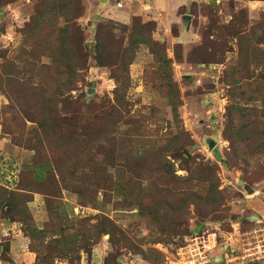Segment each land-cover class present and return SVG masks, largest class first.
<instances>
[{
  "label": "rangeland",
  "instance_id": "374dc122",
  "mask_svg": "<svg viewBox=\"0 0 264 264\" xmlns=\"http://www.w3.org/2000/svg\"><path fill=\"white\" fill-rule=\"evenodd\" d=\"M42 1L0 0V66L4 62L2 56L5 52H8V57L13 56L20 48L23 39L20 31L30 22L35 7ZM81 1L84 14L77 22L85 33L91 51L95 46V25L98 23L109 25L112 22L114 28L111 33L119 43L122 44L123 40L124 46L130 47L129 32H123L122 26L125 25L123 21L130 18L128 30L132 29L133 23H151L154 40L165 46L166 54L172 60L173 81L180 94L178 122L172 111L173 101L166 97L161 88L156 59L147 47L141 46L135 49V60L130 67L128 100L134 122L120 129L122 133L129 134L130 139L118 140L117 144L125 147L130 145L129 140H133L142 150L146 144L164 146L169 145L170 139L177 138L198 164L207 163L215 170L223 200L220 210L215 213L218 221H215L214 214L202 220L197 215L201 206H190L188 212L178 216L180 231L185 234L189 230L191 234H172L169 243L164 244L158 242L161 236L151 219L158 216L157 212L151 213L148 209L142 212L130 202L112 197L113 171L108 172L102 167L101 158L97 159L98 166L79 169L77 174L58 171L56 178L62 192L60 196L51 198L50 204L42 193L44 189H34L33 193L27 195V199L31 200L28 209L38 230H43L49 223H56L58 233L72 237L88 224H98L100 217H106L121 233L106 234L93 246L82 249L80 254L73 252L67 257L55 258L54 264H151L139 254L149 248L163 255V264H172L178 260L179 248L196 235H213L211 238L216 239V245L211 255L224 259L218 264H227L228 260L236 257H246L248 249L264 244V155H259L257 165L256 161H252L254 169L245 166L242 157L237 156L239 154L234 150L239 140L234 138L236 130L229 125L227 116L228 109L237 104L244 110L257 112V121L261 125L264 123V111L263 104L251 102L252 97L243 95L240 86L233 95L231 86L226 83L227 71L233 69V64L239 58L237 39L230 34L228 26L247 21V29H256L262 25L264 2L174 0L169 9V0H155L152 6L149 4L152 0ZM162 4L164 7H161ZM256 33L263 34L262 31ZM262 74L264 64L259 67L258 64L251 65L249 76L255 80L254 83L260 80ZM115 88L110 70L98 67L90 58L84 80L71 93L75 100L83 97V102L88 106L82 109L81 126L90 117L102 116L105 109L101 108L108 103L114 106ZM8 104V99L0 94V184L6 185L9 190H16L19 181L24 186H30V177L21 173L48 159H41L38 154L16 146L11 134L2 129L3 111L9 107ZM234 118L236 125L242 127V116L238 114ZM34 127L27 123V133ZM245 132L242 140L250 135V130ZM211 142L216 144L213 149H210ZM48 154L51 155V152L48 151ZM188 161H172L175 162L177 176L190 175L181 168V164L187 166ZM189 163L192 164L191 161ZM257 171L261 174L258 177L253 175ZM198 190L204 192V189ZM56 207L60 220L53 214ZM25 229V224L19 220L14 222L0 217V264H49L44 254H41L40 260L32 252L33 247ZM49 241L50 238H47L46 242ZM253 258L229 264H264V258L252 263L249 260Z\"/></svg>",
  "mask_w": 264,
  "mask_h": 264
},
{
  "label": "trees",
  "instance_id": "16d2710c",
  "mask_svg": "<svg viewBox=\"0 0 264 264\" xmlns=\"http://www.w3.org/2000/svg\"><path fill=\"white\" fill-rule=\"evenodd\" d=\"M83 14L81 0H43L35 7L30 22L20 31L23 37L20 48L13 56L8 57V52H5L0 66V94L9 101V107L3 111L2 129L11 134L16 146L38 154L41 159H48L21 173L30 177V186H24L19 181L16 190H9L6 185L0 184V217L23 222L32 252L40 260L41 254H44L49 264H54L55 258L60 256L67 257L73 252L80 254L82 249L93 246L106 234L121 233L106 217H100L98 224H88L72 237L58 233L56 223H49L43 230H38L28 209L31 200L27 199V195L34 189H44L42 193L50 204V199L62 192L56 178L58 171L77 174L79 169L98 166L97 159L101 158L102 167L108 172L113 171L112 197L130 202L142 212L145 209L157 212L158 216L151 219L161 236L158 242L164 244L169 243L172 234H191L189 230L185 234L180 231L178 216L188 212L190 206H201L197 215L202 220L214 214L215 221H218L215 213L220 210L223 200L215 170L207 163L198 164L177 138L170 139L169 145L164 146L146 144L142 150L133 140H129V146L117 144L118 140L130 139L129 134L122 133L120 129L134 122L128 100L130 67L135 60V49L141 46L147 47L156 59L161 88L173 101L172 111L178 122L180 94L173 81L172 60L168 58L165 46L154 40L151 23H133L131 30H128V25H122L123 32H129L130 47H125L123 40L122 44L119 43L111 33L114 28L112 22L109 25L98 23L95 25V46L91 51L77 22ZM262 19V25L256 27L257 31L247 29V21L228 26L230 34L237 39L239 58L233 69L227 71L226 83L231 86L233 95L240 86L243 95L252 97L251 102L263 104L264 111V74L255 83L249 76L251 65L258 64L259 67L264 64V14ZM259 31L263 34L258 35L256 32ZM90 58L98 67L110 70L111 79L116 84L114 106L108 103L101 108L105 109L102 116L90 117L81 126L82 109L88 106L83 97L75 100L71 93L84 80ZM238 114L244 122L240 128L234 118ZM256 114L233 104L227 116L229 125L236 130L234 138L239 140L234 149L239 154L236 155L242 157L247 168L253 169L252 161H256L257 165L259 155H264V123L259 124ZM27 123L35 126L28 133ZM246 130H250V135L242 140ZM180 160L192 162L188 161L187 166L181 164V168L189 172L188 177L176 174L175 162ZM253 175L258 177L261 174L257 171ZM58 210L56 207L53 214L60 220ZM47 238H50L49 242H46ZM139 254L151 264L164 262L163 255L151 248Z\"/></svg>",
  "mask_w": 264,
  "mask_h": 264
},
{
  "label": "built area",
  "instance_id": "2783aa9c",
  "mask_svg": "<svg viewBox=\"0 0 264 264\" xmlns=\"http://www.w3.org/2000/svg\"><path fill=\"white\" fill-rule=\"evenodd\" d=\"M121 7V4H118ZM213 235H203V236H192L186 241V244L179 248L177 253V258L175 262L178 264H218L216 258L211 255L212 248L216 245V239L211 238ZM264 241V240H263ZM248 255L242 258H234L232 260H228L227 264L232 263L237 260H246L251 257H255L250 259V262H259L264 256V244L257 245L251 249L247 250ZM224 260V259H223ZM173 262L172 264H176Z\"/></svg>",
  "mask_w": 264,
  "mask_h": 264
},
{
  "label": "crops",
  "instance_id": "0c3cea01",
  "mask_svg": "<svg viewBox=\"0 0 264 264\" xmlns=\"http://www.w3.org/2000/svg\"><path fill=\"white\" fill-rule=\"evenodd\" d=\"M166 1V0H165ZM174 0H169V6H170V8L169 9H171V6H172V2H173ZM182 1H184V2H186V0H182ZM155 3V0H152V1H149V4H151V6L153 5ZM183 3V2H182ZM181 5H183V4H181ZM161 7H164V4H162V6ZM108 18V17H107ZM109 19H111V18H109ZM112 20H116V19H112ZM129 20H130V18H128V20L126 21H123V24L125 23V25L127 24L128 25V22H129ZM117 21V20H116ZM216 258V260H217V258L218 257H215ZM223 261V258H221V262ZM221 262H217V263H221Z\"/></svg>",
  "mask_w": 264,
  "mask_h": 264
},
{
  "label": "water",
  "instance_id": "95a60500",
  "mask_svg": "<svg viewBox=\"0 0 264 264\" xmlns=\"http://www.w3.org/2000/svg\"><path fill=\"white\" fill-rule=\"evenodd\" d=\"M186 19H189V18H186ZM215 142H211V144H210V149H213L214 147H215ZM255 220H258V218L257 217H255ZM217 262H221V257L220 258H217V260H216Z\"/></svg>",
  "mask_w": 264,
  "mask_h": 264
}]
</instances>
